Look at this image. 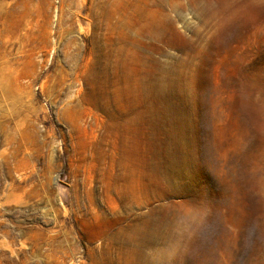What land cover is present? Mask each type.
Returning <instances> with one entry per match:
<instances>
[{
    "label": "rangeland",
    "instance_id": "1",
    "mask_svg": "<svg viewBox=\"0 0 264 264\" xmlns=\"http://www.w3.org/2000/svg\"><path fill=\"white\" fill-rule=\"evenodd\" d=\"M0 264H264V0H0Z\"/></svg>",
    "mask_w": 264,
    "mask_h": 264
}]
</instances>
